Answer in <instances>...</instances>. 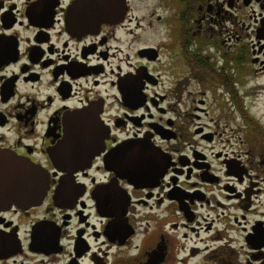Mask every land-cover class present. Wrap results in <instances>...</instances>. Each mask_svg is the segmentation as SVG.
<instances>
[{"label": "flooded vegetation", "instance_id": "obj_1", "mask_svg": "<svg viewBox=\"0 0 264 264\" xmlns=\"http://www.w3.org/2000/svg\"><path fill=\"white\" fill-rule=\"evenodd\" d=\"M76 1L0 0V152L49 182L0 264H264V0Z\"/></svg>", "mask_w": 264, "mask_h": 264}, {"label": "water", "instance_id": "obj_2", "mask_svg": "<svg viewBox=\"0 0 264 264\" xmlns=\"http://www.w3.org/2000/svg\"><path fill=\"white\" fill-rule=\"evenodd\" d=\"M122 7L123 0H77L68 16L71 22L82 17L86 20L95 18L114 20ZM80 9H85L88 13L79 14ZM83 23L98 24V22ZM93 31L92 28L80 30L81 33ZM48 186V176L38 164L10 152H0V209L12 205L18 207L34 205L43 199Z\"/></svg>", "mask_w": 264, "mask_h": 264}, {"label": "rangeland", "instance_id": "obj_3", "mask_svg": "<svg viewBox=\"0 0 264 264\" xmlns=\"http://www.w3.org/2000/svg\"><path fill=\"white\" fill-rule=\"evenodd\" d=\"M263 81H264V77L257 78L255 80H252L251 82H259V83L262 82L263 83ZM201 83L205 84L206 81L202 80ZM258 92L257 93L253 92L250 95L251 100L252 101L254 100V105L252 107H250V111H251L250 114H252L251 117H258V114L264 113V91H261L260 93H258ZM259 119L263 123L262 129L264 130V122H263L264 121V115ZM237 129H239V128L236 127L235 131H237ZM236 135H238V133H236Z\"/></svg>", "mask_w": 264, "mask_h": 264}]
</instances>
